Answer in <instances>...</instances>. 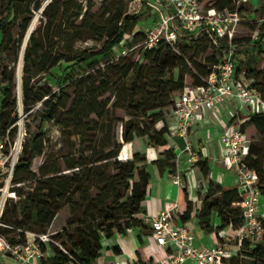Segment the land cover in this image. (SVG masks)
<instances>
[{
  "label": "trees",
  "instance_id": "16d2710c",
  "mask_svg": "<svg viewBox=\"0 0 264 264\" xmlns=\"http://www.w3.org/2000/svg\"><path fill=\"white\" fill-rule=\"evenodd\" d=\"M204 1L207 7L218 11L238 10L240 15L250 5L238 7L234 0H201ZM258 1L264 7V0ZM143 2L142 11L136 14H128L122 3L117 9H102V16L107 18L101 24L92 14V0H81V3L53 0L46 7L42 0H0V56L18 54V45L32 21V10L43 11L41 26L31 36L25 52L23 93L26 110L39 102L46 109L14 170V187L23 184L29 190L14 189L20 200L7 201L0 219L5 227H0V235L10 245H26L25 232L45 233L59 212L68 208L73 219L57 234L60 245L50 244L53 257L48 264H94L103 238H113L143 225L137 216L142 212L151 178L144 165L146 159L138 153L128 161H121L119 156L123 144L136 138H148L155 148L168 144L166 110L172 108L175 98L185 89L188 74L195 71L199 77H194V85H203L231 45H235L233 59L237 74L244 73L247 80H252V86L259 90L264 102V67H259L264 60V25L260 29V41L251 45L234 43V39L220 40L209 29L189 35L174 21L173 29L179 33L176 47L162 41L157 48L143 51L140 60L133 63L124 52L144 42V30L138 26L153 24L159 19L157 12ZM69 13L75 14L69 16ZM14 28L19 31L17 38ZM56 40L57 44L64 45V52L55 54L54 48H50ZM87 40L102 43L101 49L75 52L76 44ZM244 45L248 47L244 51L248 52L247 59L241 57L244 53L241 54L240 48ZM202 57L204 63H198L197 59ZM102 58L109 61L105 68L99 66ZM7 73L8 67H3L0 60V139L7 134L13 138L17 132L12 127L15 119L9 114L10 108L16 107L14 74L11 72L8 78ZM109 73L117 78H109ZM40 75L48 82L45 90L31 85V79ZM67 89L73 90L72 97L65 93ZM111 92L112 105L110 98L104 100ZM119 110L126 116L118 118ZM52 121L58 122L69 139L77 136L79 145L76 147L73 142L71 152L65 156L64 166L69 173L54 166L43 169L37 176L31 167L34 159L43 153L44 125ZM250 127L264 138V111L251 114L240 129L245 134ZM244 162L257 173L258 188L264 195V146L250 144ZM140 164L143 166L139 167ZM152 164L161 174L166 170L176 173L173 150L165 151L163 158ZM196 165L207 178V160H200ZM244 197L239 188L224 189L210 182L208 195L197 211L202 228L216 233L225 228H239L244 223L239 206ZM185 198L188 209L183 220H188L194 207L187 193ZM215 215L221 220L216 228L212 222ZM14 229L22 232L18 234ZM12 234L16 235L10 237ZM243 244L245 250L232 258L233 264H242L244 260H249L248 264H264V241L252 249L249 242ZM41 247L45 252L46 248Z\"/></svg>",
  "mask_w": 264,
  "mask_h": 264
},
{
  "label": "built area",
  "instance_id": "2783aa9c",
  "mask_svg": "<svg viewBox=\"0 0 264 264\" xmlns=\"http://www.w3.org/2000/svg\"><path fill=\"white\" fill-rule=\"evenodd\" d=\"M252 1L254 0H234V3L239 7ZM147 4L156 10L159 19L145 27V40L138 45L143 51L157 48L162 41L175 48L179 33L173 29L174 21L179 22L182 30L189 35H198L203 29H209L218 39L229 41L233 40L236 28L241 23L238 10L218 11L212 7L204 9L201 0H148ZM235 47L231 45L230 51L223 56L215 71L204 79L203 85L186 86L174 100L171 111L177 120L175 135L184 141L182 153L188 156V162L191 164H196L201 154L194 149L190 141L191 130L205 113L229 103H235L239 111L258 106L261 107L260 111H264L261 93L252 86V80H247L244 73L237 74L233 59ZM9 138L7 134L0 139V169L5 182V186L0 188V219L8 199L20 200L15 191L10 192L14 187V170L18 163L19 151L15 154L8 153ZM220 144L223 155L221 159L212 158V164H223L235 172L238 188L245 193L243 201L239 203L244 223L236 229L234 236H228L225 230H221L217 233L218 241L215 244L199 248L195 245L193 230L178 225L172 209L164 210L156 217L140 213L138 219L152 230L158 244L169 250L168 256L155 264H224L226 259L243 253L244 242H249L252 249L255 241L263 237L264 213H261L260 209L264 206V195L258 188L257 173L249 169L244 162L250 142L240 127L229 125L222 134ZM173 183L181 189L186 187L177 170L173 176ZM29 236L33 238V243L26 245L13 246L7 244L1 237L0 242L3 249L11 250L15 255L20 253L22 264H43L37 256L41 244L57 242L47 234L31 233Z\"/></svg>",
  "mask_w": 264,
  "mask_h": 264
},
{
  "label": "crops",
  "instance_id": "0c3cea01",
  "mask_svg": "<svg viewBox=\"0 0 264 264\" xmlns=\"http://www.w3.org/2000/svg\"><path fill=\"white\" fill-rule=\"evenodd\" d=\"M236 106L235 103L224 104L216 110L205 113L204 117L196 121L190 134V141L194 149L201 153L199 161L207 160L209 172L213 173L212 175L209 174L207 178L203 177L204 180L211 175L212 179L216 180L224 189L238 188L236 174L223 164L213 165L212 158L221 159L223 155L220 139L225 129L230 125V121L237 116V122L242 124L253 114L250 109L239 111ZM237 112L240 115H237ZM166 122L169 127L168 144L166 146L155 148L149 144L148 138H136L131 143L123 144L119 159L121 161L132 160L137 153L146 159L144 165L151 178L141 213L149 217H156L162 211L172 209L177 217L176 223L192 229L195 234V245L199 248H205L215 244L218 238L216 232L205 231L202 228L200 219L197 216V211L201 208L204 199L196 192L195 180H199L203 175L198 166L189 163L188 156L182 153L185 143L175 135L177 120L172 113L168 115ZM167 150H173L176 155V170L181 175L186 189H181L173 183L174 174H171L169 170L161 174L157 166L152 164V162L162 159L163 153ZM203 154L205 155L203 156ZM186 165L190 167L187 168ZM142 166L143 164L139 165V167ZM199 182L201 181L199 180ZM208 191L209 189L204 190V192ZM186 193L193 204L194 211L188 220H183L188 209L185 198ZM263 208L264 206L260 209L261 213H264ZM66 216L68 217V213ZM67 217L59 224V229L54 235L66 228ZM214 220L217 221L216 227H219L221 225L220 218L215 215ZM55 221L49 228L50 230L54 229ZM223 230L226 231L228 236H234L236 233V230L231 228ZM45 248L49 260L53 257V251L50 245ZM168 253L169 250L166 247L158 244L152 230L146 225H140L127 230L125 234L116 235L109 239L103 238L101 240L100 255L94 264H155L162 262L168 256ZM233 261L232 258L226 259L224 264H233Z\"/></svg>",
  "mask_w": 264,
  "mask_h": 264
},
{
  "label": "rangeland",
  "instance_id": "374dc122",
  "mask_svg": "<svg viewBox=\"0 0 264 264\" xmlns=\"http://www.w3.org/2000/svg\"><path fill=\"white\" fill-rule=\"evenodd\" d=\"M43 1V5L46 6L48 4H50L53 0H42ZM61 1V3L63 1L66 0H58ZM79 1V3H81V0H76ZM93 1V9H92V14L94 15V19L95 21H98L99 23L103 24V22L106 20L107 16H102L103 13L102 9L104 8H114L117 9L119 7V4H123L124 5V9L128 14H136L138 12H141L143 9V1H148V0H115L113 3L111 2V0H92ZM151 1H156V0H151ZM262 2V0H260ZM250 5L247 6L246 8V12L241 14V23L240 25L236 28L235 34H234V43H238V44H255L258 43L260 41V29L261 27L264 25V7L262 4L259 3L258 0H254L251 3H249ZM150 6V5H149ZM44 8V7H43ZM203 8L206 9L207 8V1L203 2ZM55 14V13H52ZM75 13H69V16H73ZM158 14V13H157ZM159 15V14H158ZM44 18V14L42 9L40 10H32V21L30 23V26L27 30V32L25 33V35L22 37L20 45H18V54H9L6 53L2 56H0V60H1V64L3 67H8V73H7V77L9 78L11 75V72L14 74V96L16 99V107H12L9 110V114L11 115V119H15V123L12 127H16L17 132L15 137H10L9 141H10V145L8 146V153L12 152V153H16L17 151H19V159L18 162L22 156V152H23V147L24 145L28 142V140L36 133L41 120H42V116L44 115L46 109L43 105L42 102H39L33 106H31L30 110H26V107L24 106V93H23V84H24V58H25V52H26V48L29 44V40L31 38V36L35 33L36 30H38V28L41 26V20ZM146 23L139 25L138 29H145L146 27ZM13 33L14 36L17 38L19 36V31L17 28L13 29ZM1 39L2 36L0 34V43H1ZM57 40L52 42L50 45V48H54V53H61L64 52V45L63 44H57ZM250 45V46H251ZM102 47V43H99L95 40H87V41H80L76 44L75 46V52L80 53L82 51L85 50H90L93 52H97L101 49ZM248 48L247 45L241 46L240 49H242L241 54H243V56L241 55V57H243V59H247V53L248 52H244L246 51ZM143 54V50L141 48V46H138L137 48H133L130 51H126L124 52V55H126L129 59V61L133 62V63H137L140 60V56ZM209 55L212 54V51H209L208 53ZM109 61H107L106 59L102 58L101 61L99 62V66L101 68H105V66ZM198 63H204V57L197 59ZM259 67L260 69H263L264 67V60L261 61L259 63ZM177 74V72H176ZM109 78L111 79H116L117 76L109 73L108 74ZM194 77H199V75L195 72L192 71L191 74H188L185 77V85L186 86H192L195 84V78ZM131 78L132 76L129 78L128 80V84L131 83ZM31 85H33L34 87H36L37 89H42L45 90L48 87V82L45 80V76L44 75H40L37 78H32L31 79ZM65 93L72 97L73 96V90L72 89H67L65 91ZM110 98L111 99V105L114 103V96L111 93L107 94V96L104 97V100ZM110 105V106H111ZM261 108V107H260ZM259 106L258 107H254L251 108L250 111L251 113H255L257 111H260ZM172 111L171 109L166 110V118L168 117L169 114H171ZM237 115H240L239 112H237ZM173 114V113H172ZM116 115L118 118H123L125 117V112L124 111H117ZM241 118V117H240ZM243 118V117H242ZM230 125H234V126H238L240 127L242 124H240L239 122H237V116L236 118L232 119L230 121ZM236 122V123H235ZM11 127V128H12ZM10 128V129H11ZM9 129V130H10ZM245 136L246 138L249 140L250 144L252 145H256L258 147H262L264 146V138H262L253 127L248 128L245 131ZM74 142V144H76V147L79 145V140L77 136H73L72 139H69L68 137H66L63 134L62 128L61 126L58 124V122L56 121H52V122H46L44 125V149H43V153L41 156H38L34 159L32 167H31V171L36 174L37 176H39L42 173L43 169H48L54 166H59L61 170H63V173H69V171H67L65 169L64 166V159L67 153L71 152V147H72V143ZM183 166V165H182ZM185 166V165H184ZM187 168H189L190 166L186 165ZM192 169V168H191ZM44 170V171H45ZM2 170L0 169V187H4L5 186V182L2 179ZM209 174H213L211 172H209ZM67 175H71V174H67ZM211 175L209 176L208 179L200 178L199 180L201 182H199V180H195L196 183V192H198L201 196L202 199H206L208 192H204V190L209 189V184L210 182H213L214 184H218V182L216 180H213ZM18 187V188H17ZM14 189H19L22 190L23 192H27L29 189L26 188V186H24L23 184L16 186L14 188L10 189V192H14ZM186 189V187H185ZM1 196V194H0ZM17 198H19V196L17 195ZM12 200L14 202H16L17 200L15 199H8ZM264 209V208H263ZM68 213V217L66 216ZM65 217H67L66 222L69 221L70 219V214H69V209L68 208H64L62 209L58 216L55 218V224H54V229L50 230L48 229L45 233H42L38 230H35L34 232H25L26 236H27V244L29 243H33V238L31 236H29L31 233H35V234H47L49 235V237H51L52 239H54L59 245L60 242L56 240V235H54L56 233V231H58V226L59 224L62 223V221L65 219ZM73 218H71L70 220H72ZM215 217H213V226L214 228H216L217 226V221L214 220ZM3 225H0V227ZM5 227V226H3ZM67 227V225H66ZM15 230V229H14ZM63 230V229H62ZM16 233H21V230H15ZM16 234H12L10 235V237L15 236ZM0 237L7 243L10 244L7 241V238L4 236ZM264 241V235L263 237L259 240V241H255V245L256 244H260L263 243ZM51 243H42L41 245L43 247L49 246ZM40 253H37L38 259L43 263L46 264L48 262V255L46 254V252H43L42 247L41 249H39ZM19 254L15 255L11 250H7V249H3L2 244L0 242V263L1 264H22L21 259L19 258ZM249 260H244V262L242 264H248Z\"/></svg>",
  "mask_w": 264,
  "mask_h": 264
},
{
  "label": "water",
  "instance_id": "95a60500",
  "mask_svg": "<svg viewBox=\"0 0 264 264\" xmlns=\"http://www.w3.org/2000/svg\"><path fill=\"white\" fill-rule=\"evenodd\" d=\"M45 7H46V6H45ZM45 7H44V9H45ZM44 9H43V10H44Z\"/></svg>",
  "mask_w": 264,
  "mask_h": 264
}]
</instances>
